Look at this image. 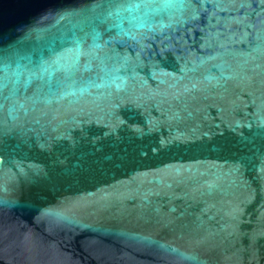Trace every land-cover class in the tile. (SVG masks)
<instances>
[{
  "label": "water",
  "instance_id": "95a60500",
  "mask_svg": "<svg viewBox=\"0 0 264 264\" xmlns=\"http://www.w3.org/2000/svg\"><path fill=\"white\" fill-rule=\"evenodd\" d=\"M0 264H264V0H0Z\"/></svg>",
  "mask_w": 264,
  "mask_h": 264
}]
</instances>
